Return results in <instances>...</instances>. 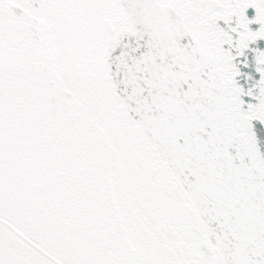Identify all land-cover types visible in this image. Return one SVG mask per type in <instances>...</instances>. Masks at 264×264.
<instances>
[{
  "label": "snow or ice",
  "instance_id": "snow-or-ice-1",
  "mask_svg": "<svg viewBox=\"0 0 264 264\" xmlns=\"http://www.w3.org/2000/svg\"><path fill=\"white\" fill-rule=\"evenodd\" d=\"M0 264H264V0H0Z\"/></svg>",
  "mask_w": 264,
  "mask_h": 264
}]
</instances>
